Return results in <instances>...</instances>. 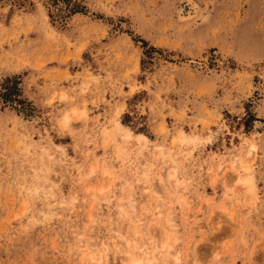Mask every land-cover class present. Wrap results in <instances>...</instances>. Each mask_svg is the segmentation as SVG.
Instances as JSON below:
<instances>
[{"label":"rangeland","instance_id":"obj_1","mask_svg":"<svg viewBox=\"0 0 264 264\" xmlns=\"http://www.w3.org/2000/svg\"><path fill=\"white\" fill-rule=\"evenodd\" d=\"M163 232L159 264H264V0H0V264Z\"/></svg>","mask_w":264,"mask_h":264},{"label":"bare ground","instance_id":"obj_2","mask_svg":"<svg viewBox=\"0 0 264 264\" xmlns=\"http://www.w3.org/2000/svg\"><path fill=\"white\" fill-rule=\"evenodd\" d=\"M68 119H69V117L68 116H66L63 120H62V124L63 125H65V124H67L68 123ZM245 170H249L250 168H244ZM240 175L239 174H237L236 175V182H237V185L238 184H242L244 181H242L241 179H240V177H239ZM171 178L172 179H175L176 178V170H174L173 172H172V174H171ZM243 185V184H242ZM104 188H101L100 190H99V193H101V194H103L104 193ZM94 197H96V195H93ZM163 234H165L164 232H163ZM163 234H161V235H163ZM160 235V237H162ZM165 235H167V234H165ZM164 235V236H165ZM163 236V238H164V242L163 241H161L162 239L160 238V240L159 241H157L158 239H156L155 241V245L153 246V249H154V258H153V260H149V261H147V264H159V260L160 259H163V260H165L166 259V254H167V252L169 251V248L167 247V241L166 240H168V235H167V239H165V237ZM166 241V242H165ZM117 243V242H116ZM125 244H127L128 245V251H127V253L130 255L129 256V258H130V261H131V263L132 264H144L145 262H144V260H136V257H135V253H134V251L135 250H137V245H132V243L130 244V243H126L125 242ZM117 245V244H116ZM150 249L149 248H147V249H145V250H142L141 251V256H145V255H147V252L149 251ZM177 257V256H176ZM92 259L94 260L95 259V257L94 256H92Z\"/></svg>","mask_w":264,"mask_h":264},{"label":"trees","instance_id":"obj_3","mask_svg":"<svg viewBox=\"0 0 264 264\" xmlns=\"http://www.w3.org/2000/svg\"><path fill=\"white\" fill-rule=\"evenodd\" d=\"M65 1H66V2H69V0H65ZM70 11H71L72 13L80 12V10H79L78 8L76 9L75 7H74V8H71Z\"/></svg>","mask_w":264,"mask_h":264}]
</instances>
